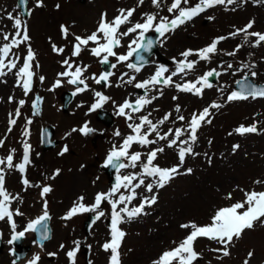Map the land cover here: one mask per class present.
Masks as SVG:
<instances>
[{"label":"rangeland","instance_id":"374dc122","mask_svg":"<svg viewBox=\"0 0 264 264\" xmlns=\"http://www.w3.org/2000/svg\"><path fill=\"white\" fill-rule=\"evenodd\" d=\"M171 2L172 0H162L160 7L156 8L153 6L152 0H144L143 4H139V0H112L111 3H109V0H42L43 6L36 7V0H28V16L24 18L16 6V0H0V45L9 42L3 39L5 34L11 39L16 32V29L13 28L14 20L8 19L9 14L13 17H20L23 24L29 27V30L32 29L33 16L39 11L54 15L61 12L64 8L71 7L72 11L78 13V10L90 18L89 22L83 26V23L76 18V15H73L72 11L67 12V15L61 14L58 17H52L54 30L61 43L60 37L62 35L61 29H58L59 23L60 27L64 25L67 29L71 28L78 36L86 37V32L89 33L92 28L96 31L102 14H107L106 19L111 21L119 14V9H135L133 16L130 18L131 23L121 27V31H126L127 27L137 22L143 23L144 14H157V20L160 16L172 18L173 14H170L167 10ZM196 2L197 0H190V5H194ZM56 5H59V8ZM88 13L92 15H88ZM209 17H213V19H208ZM250 21L253 22V27L249 29V32L264 33V0H261V2H258V0H237L235 4L217 5L207 9L198 17L186 22L174 31L169 32L164 38V45L162 44L161 47L164 54L170 57L172 62V65L167 67L169 72L165 73V75H169L175 70L174 58L176 61L183 59L181 53L185 50L202 49L211 44L216 37H229V33L243 28ZM37 29L40 28L38 27ZM37 31L40 35V40L38 39L36 43L41 41L46 44L45 34H42V32L47 34L49 32L42 29ZM31 32L33 33L32 30ZM136 38L137 33L123 37L121 39L122 46L114 50L118 54H126L129 42ZM254 39V37H251L249 38V43H245L244 34L229 37L217 45V53L210 60L199 61L194 70L188 72L187 75L180 74L173 77L174 83L172 85L164 86L161 83L151 88L149 92L150 98L155 96L158 97V100L156 104L151 106V109L144 111L145 114L143 116H149L148 113H151L149 119L153 123H158L165 114L170 113L169 120L165 124L158 126L163 131L167 128L175 129L180 127L183 129L191 118L192 113L202 111L213 102L221 105V107L210 109L211 115L209 119H211V123H204L198 129L197 141L192 145L196 155L186 156L185 162L180 167L181 174L176 175L163 188H154L153 193L146 192L143 187L137 189L138 196L140 194L145 196L155 194L159 201H156L150 207H145L144 212L146 214L139 215L131 221H126L124 225H119L121 230L126 233L119 248L120 264H148L147 261L152 258L155 261L157 258L154 256L160 248H166L172 245L173 242H179L190 231L182 229L180 227L181 224L190 221L195 222L197 225L210 223V217L216 209L230 206L232 203L244 199V192L241 189L244 191H264V184L254 183L256 180H264V97L227 100L228 95L235 91V80L246 74L250 75L251 71L257 73L253 78L254 80L264 82V42L258 47H251V41ZM237 45L243 46L234 56L226 54L233 52ZM94 46L93 44L92 47ZM32 50L35 53V64L41 65L45 55L41 50L38 51V46L32 48ZM85 51L80 52L76 63L73 64V69L70 71H74L75 66H80L81 62L92 57V54H88ZM26 54L27 47L23 43L18 48L12 49L8 59H15L16 56L23 58ZM56 54L53 51V59L55 58L56 60L62 57L60 53L59 55ZM67 57L64 56L61 61L73 59L71 54ZM109 58L114 62L116 61L115 57ZM188 59L196 60L197 57L193 55ZM50 60L52 61V59H48V61ZM79 61L80 63L78 64ZM5 62L7 63V59ZM156 63L153 60L145 69L140 72L133 71L125 79L128 80L129 77L134 76L136 78L135 81L145 80L153 67L155 69ZM229 63L232 64V68L227 67ZM126 64L127 62H124L118 66L119 68L116 67L107 89H100L98 84L91 80L88 83L86 92L82 94L83 96H76L67 109L63 110L60 109V105L63 91L67 90L65 82L68 77H66V81L62 83L55 93L48 94L45 113L39 116L31 111L33 103H29V98L26 96L17 98V95H15L16 85L14 84L13 71L0 77V139L5 141L4 146L0 147V159L6 158L9 150L15 149L13 162L19 161L23 155L22 141L27 140L31 145L32 151L30 156L31 163L26 166L25 178L33 185H40V187H30L25 190L24 185L21 183V174L14 172V169L10 170L4 165H0V167H5V188L13 196L18 195L20 197L19 201H13L10 206V210L19 209L23 213V215H17V218H15L16 215H13L16 230L23 231L30 220L36 219L42 208H44L45 201H47V207L53 213V237L41 247L43 254L41 251H37V247L28 245L30 250L33 248L31 256L35 254L40 256L37 264H69L66 253L75 247L74 241L79 239H84V243L90 249L89 261H91V264H109L110 252H105L101 247L110 240V227L107 224H94L90 235L85 237L82 225L79 228L81 224V222L79 224V221H82L83 214L75 215L67 220L62 219L68 210L73 207L74 202L87 191L88 185L84 175H88L95 167L96 161L93 159L95 149L91 146L89 140L81 139L73 146V140L71 139L72 153L67 154V156L59 157L57 155L58 146L43 152L38 147V130L41 124L47 122H52L53 124L57 122L58 125L60 124L58 127H62L61 129H67L72 122H78L80 114L75 118V121H73V117H70L64 121L65 123L57 120L56 117L78 115L77 110L82 107L81 103L88 102L85 105L88 106L93 95L95 97L93 103L98 99L95 96L96 92L110 97L108 106L114 103L115 100H118L117 103L121 104L123 100L130 101L135 98L133 97L135 95L133 89L131 91L124 90V96L119 97L118 95L119 92L123 91L120 86L121 83L118 81L121 71L123 67L125 73L127 69L129 70ZM252 64L255 67L251 69L242 67L243 65ZM149 66L151 67L150 69ZM64 67L66 68V66L55 65V67L51 68V72L56 69L59 71L61 69L62 72ZM40 69L38 67V70ZM212 69L221 74L215 76L212 82L213 87L203 89L202 94L199 96L191 92L179 91L175 87L176 84L195 81L197 77ZM4 70L7 71V69ZM44 72L47 75V71ZM48 78L50 82L51 78L49 76ZM135 81H133V84ZM52 84L53 82L49 87L53 86ZM197 86L199 87V85ZM31 91L36 95L35 91L32 89ZM9 95H15L12 102H9ZM173 97H176V99H173ZM34 99L36 100V98ZM34 99H31L32 102ZM20 100H24L25 104L20 108V116L15 117L14 114ZM177 106H179V112L176 111ZM10 113L13 114L12 118H15L17 122L12 126V131L8 132ZM180 115L185 117V121L177 120ZM29 119H31L32 123L27 125L29 135L25 136L23 133L26 121ZM126 121L127 119L125 118L124 125L127 127V129H124L125 134H134L128 127L129 124H126ZM128 121L130 120L128 119ZM139 122L138 120L135 124ZM254 123L258 129L256 133L240 135L234 132V129L240 125L250 126ZM145 130H147V126L142 129V131ZM229 133H232V135H229ZM150 136L153 137V134ZM173 136L174 133L170 134L169 138H173ZM148 138L150 139V137ZM187 138V133L181 137V139ZM166 142V140H163L146 147L134 144L130 152L142 153L141 160L143 162L151 149L163 147L164 151L158 154L154 163L161 168H171L179 163L177 148H169ZM233 145H239L235 152L233 151ZM179 146L183 147L185 145ZM78 150H81V152H78ZM75 154L83 155V158L77 157ZM83 159L84 163L88 162V165L84 167V172L82 173L77 167L80 166V161ZM71 167H75L76 170H71ZM57 169L60 171L58 175H55ZM187 169L192 171L187 173ZM124 171H128L126 173H135L139 172L140 168L138 165L135 169L127 168ZM73 174H79L80 178L75 184V189L73 188L71 194L68 195V193H65L67 191L63 188L61 182L67 176ZM53 176L54 178H52ZM43 186H49L51 191L41 197L40 192ZM229 193H231L232 199L227 198ZM124 194H127L126 190H124ZM197 195L204 196L203 203L197 200L191 207L183 203L184 200ZM141 199L138 197L129 207L139 205ZM171 206L174 207V215L170 212ZM154 208H156L155 211L157 212L150 215ZM103 211L105 215L111 213L110 205H107ZM12 232L13 230L7 219L0 220V236L2 237L0 259L4 257L7 264H13L14 261L11 254L14 246L8 243ZM31 235H33L31 231L25 233L23 243L28 242ZM61 244L65 246L63 249L60 247ZM217 245L206 238H198L194 244V249L201 255L193 264H221V261L217 259L219 255H212L210 250L216 248ZM228 250L230 255L223 258L222 264H244L245 259H249V264H258L260 259L264 260V225L258 222L254 229L245 230L240 239H234ZM250 251L254 253L251 258L248 257V252ZM49 253H55L53 260L48 259ZM142 257H145V259H142ZM75 264H84L83 255L79 252L76 254Z\"/></svg>","mask_w":264,"mask_h":264},{"label":"snow or ice","instance_id":"6c2138e0","mask_svg":"<svg viewBox=\"0 0 264 264\" xmlns=\"http://www.w3.org/2000/svg\"><path fill=\"white\" fill-rule=\"evenodd\" d=\"M24 2L25 0H21V3ZM143 2L144 0H139V4H143ZM161 2L162 0H152V4L156 8L160 7ZM258 2H261V0H258ZM235 3H237V0H197L194 5H190V0H172L167 9L170 14H173L172 18L160 16L157 20V14H144L145 19L143 23L137 22L132 26L127 27L126 31H121V27L131 23L130 18L133 16L135 9H119V14L111 21L106 19V14H102L96 31L86 37H74L76 43L73 45L72 56H78L83 48H87L91 43L95 45L90 48L91 54L95 57H102L100 60L102 64L108 63L109 57H115L117 64L124 63L129 61L134 53H138L141 50L148 52L154 46V41L152 39H146V34L148 32L155 31L158 36L165 37L166 33L174 31L186 22L193 20L209 8L217 5H231ZM42 6V0H36V7ZM56 7L59 8V5H56ZM8 19L14 20L13 28L16 29V32L11 39H9L7 34L3 36V39L9 42L0 45V77L7 75L8 72H12L13 69H17V62L21 58L16 56L15 59H8L12 49L18 48L21 44L30 40V37L27 34V27L23 24L20 17H13L9 14ZM208 19H213V17H209ZM252 27L253 22L250 21L243 28L236 29L234 32L229 33V37L244 34L245 43H249V38L254 37L255 39L251 41L250 46L258 47L262 42H264V33L249 32V29ZM61 32L63 36L67 38L68 30L64 25H61ZM132 33H137V38L132 39L129 42L126 54H118L114 49L121 47V39ZM229 37H216L213 39L211 44L202 49L185 50L181 53L183 59L176 61L174 58L176 68L169 75H165V73L169 72V69L166 66H158L155 73L149 79L136 82L134 84V87L137 89H145V96L137 98L134 102L125 100L118 106L117 114L131 120L132 115L129 112H126V109H131L132 112H140L143 110L144 106L151 104L152 100L158 98L155 96L147 98V92L151 90L149 88L150 85L153 87L160 85L161 83L164 86L172 85L174 83L173 77L180 74L187 75L188 72L194 70L199 61L210 60L211 57L217 53V45ZM242 46L243 45H237V48L233 52L226 54L234 56ZM52 50L56 53H62L64 51L63 48L57 47L55 44L52 45ZM193 55L197 57L196 60L188 59ZM6 59L7 63L5 62ZM136 59L140 62V65L143 64V56L137 55ZM34 61L35 53L29 46L27 54L23 57L22 65L19 66L18 70L14 73L17 78L16 85L22 88L25 96H27L31 91L32 78L35 74L33 70ZM140 65L134 63L126 64L127 68L134 69L136 72L141 71ZM62 66H66L65 71L59 73L58 76L68 77L66 82L70 85H84L83 88H76L73 95L85 91L88 88V85L85 83V78H83V73L86 71L87 66L83 68L75 66L74 71H70L73 69L74 65L69 61V59L63 60ZM116 66V64L111 65L112 68H115ZM38 67L39 65L35 64V68ZM227 67L232 68V64L229 63ZM242 67L251 69L254 68L255 65H243ZM4 69H7V71ZM220 74L221 73L217 72L215 69H212L205 72L202 76L197 77L195 81H186L183 84H176L175 87L179 91L191 92L192 94L199 96L202 94L203 89L213 87L209 78L219 76ZM111 75H113V73L109 71L101 73L99 77L94 75L92 78L97 84H100L102 81L107 83ZM123 75H127V73ZM250 75L254 78L257 73L255 71H251ZM39 79L43 82L45 78L41 76ZM135 79L136 78L132 76L129 77L126 82L132 83ZM237 83L241 85V87L239 91H233L228 95V101L247 99L248 97H264V86H256L255 84L249 82V76L247 74L241 81H237ZM197 85H199V87ZM60 86L61 80L57 79L52 87L57 88ZM95 96L98 97V99L91 105L90 111L101 108L103 103L110 99V97L104 96L100 92H96ZM173 99H176V97H173ZM12 100L13 97L10 96L9 102H12ZM18 104L19 106L14 114L15 117L20 116V108L23 107L25 101L20 100ZM36 107L37 103L34 101V114H38L35 112ZM220 107L221 105L213 102L199 113H192L191 118L187 121L186 126L183 129L180 127H177L174 130L170 128L168 132L163 135L157 131V128L158 125H162L169 120V116L171 115L170 113L165 114V116L159 120L158 123H153L152 120L149 119L151 113H149V116H140V122L138 124L130 123L128 127L134 134L126 136L118 147L114 146L104 161L105 167H111L117 173L113 186L106 193H97L95 195L94 202L91 205H85L83 203L84 197H79L77 201L74 202L73 207L68 210L62 219H71L73 216L83 213H94L93 223H95V221H98L105 216V212L101 210V205L103 202L107 201L111 207L110 240L105 242L101 247L105 252H110L109 264H120L119 248L126 233L121 230L119 225L126 221H131L139 215L146 214L144 212L145 207H150L157 201V196L153 194L151 196H144L140 200L139 205L129 207L138 195L137 189L143 187L146 192L153 193L154 188H163L165 184L172 180L176 175L181 174L180 167L185 162L186 156L196 155L193 151L192 145L197 141L198 129L204 123H211V119H209L211 115L210 109H218ZM176 111H180L179 106H177ZM12 116L13 114L10 113L8 120V132L12 131V126L17 122L15 118H12ZM177 120L185 121V117L180 115L177 117ZM31 123V119L26 121V127L23 135H29L27 125ZM145 126H147V130L142 131ZM72 131H80L82 134L87 135L92 131V129L87 128L85 125L79 130L74 128ZM257 131L258 129L255 123L250 126L240 125L234 129V132L240 135L256 133ZM152 133L156 134V140H150L148 138ZM173 133V138H169L170 134ZM185 133H187L188 138L181 139ZM115 135L119 136L120 133L117 131ZM229 135H232V133H229ZM163 140L167 141V146L169 148H177L179 163L171 168H161L159 165L154 163L158 154L164 151L163 147L151 149L146 155V160L143 162L141 160L142 153L130 152V149L134 144L146 147L150 144H156L158 141ZM4 143L5 141L0 139V147H3ZM209 143H211V141H209ZM179 145L185 146L181 147ZM238 147L239 145H233V151L235 152ZM22 148L23 155L19 163L14 164L15 149H11L9 150V154L6 158L0 159V165H4L7 169H14L18 171L21 174V183L24 185L25 190L30 187H40V185L31 184L30 181L25 178L24 174L26 173V166L31 163V145L27 142V140H25L22 141ZM67 151L68 148L65 146L58 154L64 155ZM138 165L140 168L139 172L127 174L121 173V170L123 169H135ZM5 167H0V220L7 219V222L13 230L12 238L8 241V243L12 244L17 240H21L25 236V233L29 231L38 232L40 240L49 239L48 227L45 223L48 219H50L47 211V201L44 202V211L42 215L36 219L30 220L23 231H16V223L13 220V215L19 216L23 215V213L20 212L19 209H16L14 213L10 210V206L13 201H19L20 197L18 195L13 196L5 188ZM59 171L60 170L57 169L55 175H58ZM191 171V169H187V173H190ZM52 178H54V176ZM149 178H151V182L146 183V180ZM254 183L264 184V180H256ZM121 189L126 190L127 194L121 192ZM50 191L51 188L49 186H43L40 192L41 197H44L45 194ZM241 191L244 192V199L232 203L230 206L216 209L214 214L210 217V223L197 225L195 222L190 221L188 223L181 224L180 227L182 229L190 230L188 231V234L178 244H176L174 248L163 252L157 260L153 261V264H193V262L197 261L201 255L194 249V244L198 238H206L211 242L219 244L221 247L212 248L210 250L213 252H221L224 257L229 256L230 251L228 249L234 239H240L245 230L254 229L258 222L264 225V191H244L243 189H241ZM227 198L232 199L231 193L228 194ZM74 244L75 247L66 253L69 264H75L76 253L80 248V241H74ZM60 247L63 249L65 246L61 244ZM49 255L54 256L55 253H49ZM253 255V252H248L249 258ZM220 258L221 257L219 256L217 257V259ZM39 260L40 256L35 254L32 259L28 261V264H37ZM13 264H16V261H13ZM89 264H91V261H89ZM244 264H249V259H245Z\"/></svg>","mask_w":264,"mask_h":264},{"label":"flooded vegetation","instance_id":"af4514ba","mask_svg":"<svg viewBox=\"0 0 264 264\" xmlns=\"http://www.w3.org/2000/svg\"><path fill=\"white\" fill-rule=\"evenodd\" d=\"M93 70V65L90 67ZM79 113L84 114L83 116L79 117L78 122H72V124L67 129H61L62 127H59L57 129L56 135L60 138V141L58 142V145L62 144V149L67 146L68 151L64 153V155H58L60 156H67V154L72 153V147L74 144H77V142L81 139L89 140L91 143V146L95 149L94 158L96 161L95 167L89 172L88 175H84L86 177V184L88 185L87 193H106L109 191V179L107 176L106 171L103 168V162L105 157V152L109 147L112 145L118 146L122 143L124 139V121H119L117 123H114L112 125H106L102 121H98L96 118H92L94 120H88V114L79 111ZM95 117V115H94ZM82 121H86L89 123L90 126L87 128L92 129L91 132H89L87 135L82 134L80 131H72V129L79 130V126L83 124ZM78 126V128H76ZM119 132L120 135H115L116 132ZM71 139L73 140V146L71 144ZM55 146V147H56ZM40 149L42 150V146L40 144ZM44 152V151H43ZM78 152H81V150H78ZM77 157H82L83 155L75 154ZM88 165V162L86 161L84 163V159L80 161V166L77 167L78 170H81V172H84V167ZM71 170H76L75 167H71ZM70 170V171H71ZM124 171V169H123ZM77 172V171H76ZM90 189H92L90 191ZM142 259H145V257H142ZM148 264H153L152 262L148 261Z\"/></svg>","mask_w":264,"mask_h":264},{"label":"bare ground","instance_id":"6f19581e","mask_svg":"<svg viewBox=\"0 0 264 264\" xmlns=\"http://www.w3.org/2000/svg\"><path fill=\"white\" fill-rule=\"evenodd\" d=\"M112 1V0H111ZM111 1L109 0V3H111ZM74 5V4H73ZM71 5V6H73ZM71 7L68 8H64L62 9L61 12L55 13L54 15H50L49 13H46L45 11L42 12H38L33 16L32 19V29L29 30V27H27V34L30 37V40L26 42L27 46L31 47V48H35L38 46V51L41 50V52L45 55V57L42 59V64L39 65V68L41 69L38 70V68H34V83L37 86H40L43 82L40 81V77L46 75V73L44 71H47V75H53V72H51V68L55 67V61L53 60L52 63L47 61V58H49L50 55V51L52 50V45L55 44L57 47L61 46L64 49V52L66 51L67 56H69V54L72 55L73 52V45L76 43L74 37L76 36V33H74V31L71 30V28L67 29L68 30V35L67 38H65L63 36V34H61L62 36L60 37V39L62 40V42H59V39L57 37L56 31L54 30V26H53V19L52 17H58L61 14H65L67 15V12H70ZM78 13L72 11L73 15H76V18L83 23V26L86 25L87 22H89L90 18H88L87 16H85V14L80 13L77 10ZM105 14V13H104ZM88 15H92L91 13H88ZM107 15V14H106ZM60 24V23H59ZM58 24V29L60 28ZM40 28L42 30H46L47 32H49V34L42 32V34H45V43L40 40V35L38 33L37 28ZM31 30L33 31V33L31 32ZM52 35V36H50ZM50 45V47H49ZM67 47V48H65ZM76 60V57L70 61L74 62ZM43 65V67H42ZM68 118H70L68 115H61V116H57L56 119L59 121H65ZM80 176L79 174H73V175H69L67 176V178L61 182L63 188L67 191L65 193L71 194V192L73 191V188L75 189V184L78 182ZM197 200H200V202L203 203L204 201V196L203 195H197L195 197H192L188 200H184L183 203L187 204L189 207H191L193 204H195V202ZM170 212L174 215V207L171 206ZM37 251L39 252L40 249H37ZM0 264H7V261L3 258L0 259Z\"/></svg>","mask_w":264,"mask_h":264},{"label":"water","instance_id":"95a60500","mask_svg":"<svg viewBox=\"0 0 264 264\" xmlns=\"http://www.w3.org/2000/svg\"><path fill=\"white\" fill-rule=\"evenodd\" d=\"M25 3H26V0H25L24 3H21V0H20V3H19L20 6L22 7V10H23L24 12H25ZM147 38H150V39H152V40L154 41V46H153L148 52H144V51L141 50V51H139L138 53H134L133 56H132V58H133L132 63H134V64H140V62L137 61V59H136V56H137V55L143 56V57H144V62H143V63H145V62L147 61L149 55H150L153 51H156V48H157V46H156V41H157L158 38H159L158 34H157L156 32H153V33H147V34H146V39H147ZM249 82H251L250 79H249ZM251 83H252V82H251ZM256 86H264V85H256ZM237 87L240 89L241 85L237 84ZM89 218H90V219H89L88 221L85 222V230H86V232H88V229H89L91 223H92L93 220H94V215H93V216H90ZM45 223L47 224V227H48V234H49V238H50V236H51V227L49 226V222H48V220H47ZM35 233H36V237H37L38 241H39L40 243H43L45 240H40V239H39V233H38V232H35Z\"/></svg>","mask_w":264,"mask_h":264}]
</instances>
